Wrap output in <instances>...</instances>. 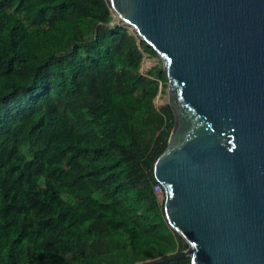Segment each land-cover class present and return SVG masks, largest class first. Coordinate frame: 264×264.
<instances>
[{
  "label": "trees",
  "instance_id": "trees-1",
  "mask_svg": "<svg viewBox=\"0 0 264 264\" xmlns=\"http://www.w3.org/2000/svg\"><path fill=\"white\" fill-rule=\"evenodd\" d=\"M109 0H0V264H190L152 186L175 115Z\"/></svg>",
  "mask_w": 264,
  "mask_h": 264
},
{
  "label": "water",
  "instance_id": "water-1",
  "mask_svg": "<svg viewBox=\"0 0 264 264\" xmlns=\"http://www.w3.org/2000/svg\"><path fill=\"white\" fill-rule=\"evenodd\" d=\"M109 3L156 52L175 115L153 175L187 247L144 263L264 264V0Z\"/></svg>",
  "mask_w": 264,
  "mask_h": 264
},
{
  "label": "rangeland",
  "instance_id": "rangeland-1",
  "mask_svg": "<svg viewBox=\"0 0 264 264\" xmlns=\"http://www.w3.org/2000/svg\"><path fill=\"white\" fill-rule=\"evenodd\" d=\"M158 62H160L158 57H148L147 55H144L141 70L146 71L156 65ZM155 106H160L162 104L167 103V94H158L154 99Z\"/></svg>",
  "mask_w": 264,
  "mask_h": 264
},
{
  "label": "built area",
  "instance_id": "built-area-1",
  "mask_svg": "<svg viewBox=\"0 0 264 264\" xmlns=\"http://www.w3.org/2000/svg\"><path fill=\"white\" fill-rule=\"evenodd\" d=\"M152 189L154 191V193L158 196V197H161L163 195V188L161 186L160 183H155L153 186H152Z\"/></svg>",
  "mask_w": 264,
  "mask_h": 264
}]
</instances>
